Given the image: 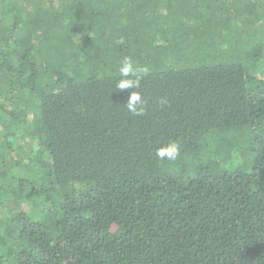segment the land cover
<instances>
[{
  "label": "trees",
  "instance_id": "trees-1",
  "mask_svg": "<svg viewBox=\"0 0 264 264\" xmlns=\"http://www.w3.org/2000/svg\"><path fill=\"white\" fill-rule=\"evenodd\" d=\"M247 41L259 59L264 0H0V264H264ZM125 56L149 69L144 116Z\"/></svg>",
  "mask_w": 264,
  "mask_h": 264
},
{
  "label": "clouds",
  "instance_id": "clouds-1",
  "mask_svg": "<svg viewBox=\"0 0 264 264\" xmlns=\"http://www.w3.org/2000/svg\"><path fill=\"white\" fill-rule=\"evenodd\" d=\"M149 69L147 67H140L134 63L132 57L125 56L119 67L120 79L117 82L118 90L134 89L130 97L124 105L129 113L134 116H144L146 114L145 101L142 98L138 89L141 86V78L143 74H147ZM161 104H167L166 98L160 99ZM180 154V145L176 141H171L167 145L156 150V157L161 160H175Z\"/></svg>",
  "mask_w": 264,
  "mask_h": 264
},
{
  "label": "rangeland",
  "instance_id": "rangeland-1",
  "mask_svg": "<svg viewBox=\"0 0 264 264\" xmlns=\"http://www.w3.org/2000/svg\"><path fill=\"white\" fill-rule=\"evenodd\" d=\"M253 30H255V28ZM254 33H255V31H254ZM254 33H252V35ZM251 47H252V44L250 43V41H247V43L243 42L241 47L235 52V56L238 57V58L243 59L245 65L248 66V70L250 72L249 73L250 77H251V74L253 75L254 73H256V71L264 69V45H262V50L260 52V54H261L260 58L256 59V60H251L248 57V54L253 52V50L251 51ZM255 50H260V49L256 48ZM252 80L253 81L251 82V85L255 86L257 84V81L255 79H252ZM243 135L244 136H242V138H240L238 136V140L237 141L239 143V146H242V145L246 144L248 142L249 138H250V135H246L245 133ZM227 136H229V134H227ZM216 148L217 147H215V141L212 140L210 149H216ZM221 151L226 152L227 150L222 149ZM218 155H219V153H215V156H218ZM23 156H25V155H23ZM17 157H20V155L18 154ZM39 173L40 172H36V173L32 174V179L33 180L37 179V177L39 176ZM14 188H15V186H14ZM1 194H2V192H1ZM12 209L13 208L10 205H7V206L6 205L5 206L2 205V207L0 208V210H4V211H10ZM26 209H28V215H30L31 210L29 208H27V207H26ZM11 215L12 214H10V215L9 214H5L4 216H6L9 219V218H11ZM40 216L41 215H38V217H40ZM0 224H2L3 228L5 227V223L1 222Z\"/></svg>",
  "mask_w": 264,
  "mask_h": 264
}]
</instances>
